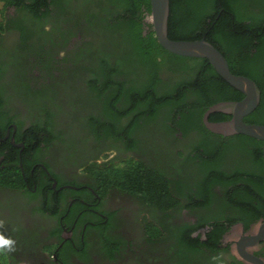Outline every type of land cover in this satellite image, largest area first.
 <instances>
[{"label": "flooded vegetation", "instance_id": "obj_1", "mask_svg": "<svg viewBox=\"0 0 264 264\" xmlns=\"http://www.w3.org/2000/svg\"><path fill=\"white\" fill-rule=\"evenodd\" d=\"M2 7L0 21L6 28L0 33V118L3 123L10 121L3 139L24 149V143L16 141L20 121L26 129L38 120L55 135L49 144L41 143L38 155L33 152L29 158L33 163L31 179H27L29 191L0 187L3 231L17 242V251L8 256L9 264H214L211 257L218 254L224 264H259L240 255L239 246L243 245L264 262V239L251 243L264 215L249 222L212 220L193 229L205 210L184 205L163 210L117 186L104 189L103 183L86 171L92 162L141 160L163 170L172 181H184L189 170L198 172L201 159L188 166L184 156L191 150L190 142L201 140L202 132L193 129L185 136L177 128L168 137L158 124L143 121L128 131L126 116L119 122L112 120L120 136L92 130L94 118H112L103 113L101 103L87 89L94 61L87 54L89 38L82 28L70 25L66 18L70 12L60 13L54 4L49 5L42 25L31 20V12L22 6L2 1ZM23 27L29 34L28 49L21 41ZM204 114L202 124L209 130ZM226 114L230 117L217 121L232 118ZM179 151L185 154L179 155ZM241 160L239 156L224 158L219 166L230 170L242 166ZM223 188L214 185V205L219 203ZM46 200L50 203L47 209ZM186 200L182 197L181 203ZM217 222L228 227L217 251L179 244L182 231L205 240ZM147 224L158 227L160 233H149ZM175 231L180 235L172 234Z\"/></svg>", "mask_w": 264, "mask_h": 264}, {"label": "trees", "instance_id": "obj_2", "mask_svg": "<svg viewBox=\"0 0 264 264\" xmlns=\"http://www.w3.org/2000/svg\"><path fill=\"white\" fill-rule=\"evenodd\" d=\"M2 1L30 11L31 20L40 25L49 5L54 4L60 13L70 12L68 23L80 26L89 38L85 47L94 62L87 89L95 94L103 113L112 118H94L92 130L120 136L122 133L112 120L119 122L126 116L128 131L143 121L158 124L168 137L177 128L185 136L193 129L202 132L201 140L190 142L191 150L184 156L188 166L196 158L201 159L198 172L186 171L184 181H172L163 170L141 160L103 165L92 162L86 171L103 183L104 189L117 186L163 210L183 205L191 210H205L198 215L193 229L212 220L249 222L264 215L263 141L245 134L214 135L202 124V116L211 105L240 100L244 94L219 75L207 58L182 56L164 48L153 25L146 20L151 13L150 0H31L28 4L23 0ZM5 28L0 21V33ZM168 36L174 40L205 38L224 54L233 73L252 78L261 90V100L244 120L264 125V0H170ZM28 40V31L23 27L21 41L26 49L30 48L26 47ZM228 117L217 111L210 114L209 120ZM3 120L0 118V157L4 156L0 161V187L27 189L33 165L30 156L33 152L38 155L41 143L49 144L55 135L38 120L26 129L20 121L16 141L24 143L21 151L4 141L10 121ZM184 154L179 151V155ZM237 156L241 157L242 166L234 165L230 170L219 166L220 160ZM215 184L224 188L219 203L214 205ZM182 197L187 199L186 204L181 203ZM45 202L47 209L50 203ZM147 226L149 233H160L158 227ZM227 228L223 222L215 223L205 240L182 231L184 237L179 244L198 251H217ZM172 234L180 235L177 231ZM0 264H9L8 257H0Z\"/></svg>", "mask_w": 264, "mask_h": 264}, {"label": "water", "instance_id": "obj_3", "mask_svg": "<svg viewBox=\"0 0 264 264\" xmlns=\"http://www.w3.org/2000/svg\"><path fill=\"white\" fill-rule=\"evenodd\" d=\"M150 2L151 13L146 20L153 25L157 40L165 49L182 56L207 58L219 75L244 94L240 100L221 101L211 105L204 114V122L207 128L225 136L245 134L262 140L264 158V125L247 123L244 120L245 116L253 112L260 104L261 90L258 84L246 75L233 73L224 54L205 38L195 40L171 39L168 36L170 0H150ZM217 111L229 113L232 118L223 121H210V114ZM19 145L22 146V144ZM263 239L264 222L259 231L252 235L251 243H257ZM239 253L250 262L264 264L261 258L248 252L245 245L239 246Z\"/></svg>", "mask_w": 264, "mask_h": 264}, {"label": "clouds", "instance_id": "obj_4", "mask_svg": "<svg viewBox=\"0 0 264 264\" xmlns=\"http://www.w3.org/2000/svg\"><path fill=\"white\" fill-rule=\"evenodd\" d=\"M5 221L0 219V257L7 258L11 253L17 251L16 241L11 237H6L4 234ZM214 264H224L222 254L214 255L211 257Z\"/></svg>", "mask_w": 264, "mask_h": 264}, {"label": "rangeland", "instance_id": "obj_5", "mask_svg": "<svg viewBox=\"0 0 264 264\" xmlns=\"http://www.w3.org/2000/svg\"><path fill=\"white\" fill-rule=\"evenodd\" d=\"M0 11H3L2 1L0 0ZM183 170V169H182Z\"/></svg>", "mask_w": 264, "mask_h": 264}]
</instances>
